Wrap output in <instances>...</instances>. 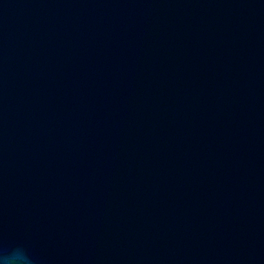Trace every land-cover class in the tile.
I'll use <instances>...</instances> for the list:
<instances>
[{"label":"water","instance_id":"obj_1","mask_svg":"<svg viewBox=\"0 0 264 264\" xmlns=\"http://www.w3.org/2000/svg\"><path fill=\"white\" fill-rule=\"evenodd\" d=\"M34 264H264V0H0V247Z\"/></svg>","mask_w":264,"mask_h":264},{"label":"clouds","instance_id":"obj_2","mask_svg":"<svg viewBox=\"0 0 264 264\" xmlns=\"http://www.w3.org/2000/svg\"><path fill=\"white\" fill-rule=\"evenodd\" d=\"M0 264H34L33 258L22 246L11 249L0 247Z\"/></svg>","mask_w":264,"mask_h":264}]
</instances>
